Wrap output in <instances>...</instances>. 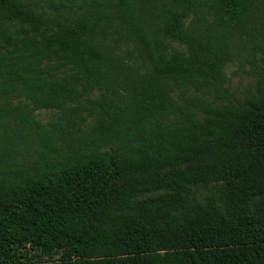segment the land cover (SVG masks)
Returning a JSON list of instances; mask_svg holds the SVG:
<instances>
[{
	"label": "trees",
	"instance_id": "trees-1",
	"mask_svg": "<svg viewBox=\"0 0 264 264\" xmlns=\"http://www.w3.org/2000/svg\"><path fill=\"white\" fill-rule=\"evenodd\" d=\"M0 264H264V0H0Z\"/></svg>",
	"mask_w": 264,
	"mask_h": 264
},
{
	"label": "rangeland",
	"instance_id": "rangeland-1",
	"mask_svg": "<svg viewBox=\"0 0 264 264\" xmlns=\"http://www.w3.org/2000/svg\"><path fill=\"white\" fill-rule=\"evenodd\" d=\"M227 84L232 99L237 100L245 97L255 87L256 70L242 58L235 56L226 65ZM227 102V99L221 100ZM35 118L44 122L49 127L50 122L56 121V116L48 110L34 112Z\"/></svg>",
	"mask_w": 264,
	"mask_h": 264
}]
</instances>
